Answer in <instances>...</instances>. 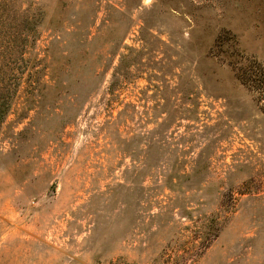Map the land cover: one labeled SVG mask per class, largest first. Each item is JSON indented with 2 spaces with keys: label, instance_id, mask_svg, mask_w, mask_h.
<instances>
[{
  "label": "rangeland",
  "instance_id": "rangeland-1",
  "mask_svg": "<svg viewBox=\"0 0 264 264\" xmlns=\"http://www.w3.org/2000/svg\"><path fill=\"white\" fill-rule=\"evenodd\" d=\"M0 264H264V0H0Z\"/></svg>",
  "mask_w": 264,
  "mask_h": 264
},
{
  "label": "trees",
  "instance_id": "trees-1",
  "mask_svg": "<svg viewBox=\"0 0 264 264\" xmlns=\"http://www.w3.org/2000/svg\"><path fill=\"white\" fill-rule=\"evenodd\" d=\"M9 72L0 70V126L11 109V100L14 98L15 90L9 83Z\"/></svg>",
  "mask_w": 264,
  "mask_h": 264
}]
</instances>
